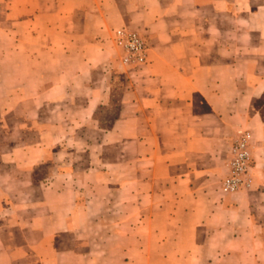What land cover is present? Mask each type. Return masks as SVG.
Segmentation results:
<instances>
[{
  "label": "crops",
  "instance_id": "obj_1",
  "mask_svg": "<svg viewBox=\"0 0 264 264\" xmlns=\"http://www.w3.org/2000/svg\"><path fill=\"white\" fill-rule=\"evenodd\" d=\"M9 3L36 11L2 18L0 39L17 42L2 56L35 73L39 96L26 95L25 76L9 94L19 101L0 105L55 109L40 122L55 140L9 181L28 218L19 234L30 252L18 264H264V0ZM119 28L145 35L146 64L112 65ZM241 130L253 134L252 187L227 195L221 181ZM87 217L113 222L93 231ZM88 232L100 241L74 238ZM92 249L127 252L114 262L76 252Z\"/></svg>",
  "mask_w": 264,
  "mask_h": 264
},
{
  "label": "rangeland",
  "instance_id": "obj_2",
  "mask_svg": "<svg viewBox=\"0 0 264 264\" xmlns=\"http://www.w3.org/2000/svg\"><path fill=\"white\" fill-rule=\"evenodd\" d=\"M10 0H0V22L4 17L8 18H21L33 16L36 12L35 10L28 11V14H24V11L19 10H11L5 9L6 5H12L9 3ZM14 4L19 5V3L25 0H11ZM15 1V2H14ZM9 23V22H8ZM7 24L1 23L0 25V37L3 36V31L7 28ZM122 29V28H119ZM125 29V28H124ZM118 30V29H116ZM115 30V31H116ZM114 31V33H115ZM140 34V33H139ZM142 35V34H140ZM145 36V35H144ZM143 36V38H144ZM15 40H3L0 39V101L1 102H18L19 99L13 97V99H9V94L18 89L20 85V81L23 77H30L29 85L27 87L30 90L26 91V95L30 99H35L36 101L39 95H37V91L34 89L36 76L35 73L31 71H27L25 75H21L16 72V66L19 65V62L12 63L7 58L5 59L2 56L3 51L7 48H11ZM107 49L112 54V65L117 67L116 69L122 71L126 70L130 67L122 66L120 62V51L116 47L114 42V34L113 37L108 42ZM34 100V101H35ZM0 105V252H4L6 257V262L4 264H18L20 262V258L25 256L26 252H30L28 249L27 241L24 244H21V238L26 235L19 234V231L26 229L27 217L22 216V213L25 215L26 207L21 205L20 203H14L11 194L19 192V189L15 186H10L9 181H12L14 178L23 177V165L28 163H33L37 160V156L39 152L37 151L38 145L48 140L49 142H53L55 140V129L49 127L47 130L42 126L43 120L42 118L49 116L55 117V109H47L39 104H27V105H15V104H4ZM36 103V102H35ZM263 113H264V98L261 103ZM28 118L39 119L33 120L31 123L27 122ZM41 120V121H40ZM51 126V123H49ZM27 130H32V132L38 136L29 137L25 136ZM44 130V132H43ZM241 131H249V130H241ZM240 131V132H241ZM239 132V133H240ZM238 133V135H239ZM252 133V132H251ZM21 135H24L22 137ZM238 137V136H237ZM236 137V138H237ZM234 142V141H233ZM254 142L252 143V156H253V165L256 163V156L254 154L253 149ZM252 165V166H253ZM227 166V165H226ZM25 167V166H24ZM42 176H46L44 170L39 171ZM228 173V170H227ZM227 175V174H226ZM252 176V170H251ZM226 177V176H225ZM224 177V178H225ZM222 179V181L224 180ZM221 181V182H222ZM14 191V192H12ZM55 206L58 208L60 206V202H55ZM100 209V205L98 203L91 204L90 211L96 212ZM89 211V212H90ZM63 218H58L55 220V224L58 226H65ZM108 222V223H107ZM112 219H100V218H84L81 219V224L88 226L90 229H97L101 225L104 224H112ZM5 232V233H3ZM47 236V235H46ZM100 236L98 233L88 232L83 234L74 235V238L79 241H100ZM1 241L6 242V246L1 245ZM23 245V246H21ZM25 250L23 247H25ZM24 250V251H23ZM79 254L82 253H90L92 258H96L100 260L103 256H107V260L109 262H114L117 259L121 258L123 254L127 251L120 250H100V249H92V250H78L76 251ZM59 258L63 260H75L81 259V257L75 256L73 253H66L63 250L55 251ZM2 259V258H1ZM3 264V260L2 263Z\"/></svg>",
  "mask_w": 264,
  "mask_h": 264
},
{
  "label": "built area",
  "instance_id": "obj_3",
  "mask_svg": "<svg viewBox=\"0 0 264 264\" xmlns=\"http://www.w3.org/2000/svg\"><path fill=\"white\" fill-rule=\"evenodd\" d=\"M114 42L120 51V62L124 67H139L148 62V45L138 32L118 29L114 33ZM252 143L253 134L241 131L234 140L227 161L228 173L222 181L224 194H235L252 187Z\"/></svg>",
  "mask_w": 264,
  "mask_h": 264
}]
</instances>
